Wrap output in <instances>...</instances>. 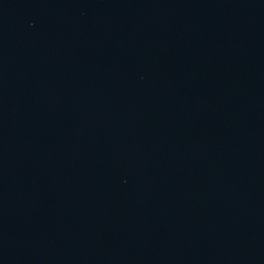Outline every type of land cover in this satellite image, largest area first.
I'll return each mask as SVG.
<instances>
[{"label": "water", "instance_id": "1", "mask_svg": "<svg viewBox=\"0 0 264 264\" xmlns=\"http://www.w3.org/2000/svg\"><path fill=\"white\" fill-rule=\"evenodd\" d=\"M228 0H0V264H77Z\"/></svg>", "mask_w": 264, "mask_h": 264}]
</instances>
